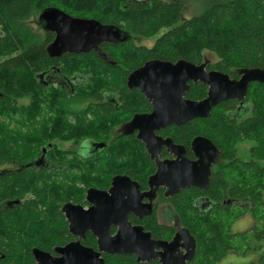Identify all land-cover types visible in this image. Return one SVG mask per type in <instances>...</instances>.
<instances>
[{
    "label": "trees",
    "instance_id": "obj_1",
    "mask_svg": "<svg viewBox=\"0 0 264 264\" xmlns=\"http://www.w3.org/2000/svg\"><path fill=\"white\" fill-rule=\"evenodd\" d=\"M184 1L0 0V165L24 164L56 137L73 143L84 137L109 141L92 158L75 155L74 163L81 166H77L69 188L44 182L34 173L0 172V203L12 202L10 207L0 205V264H33V247L53 253V247L70 242L72 237L59 207L69 199L80 201L87 186L108 183L111 174L117 172L144 183L153 170L142 143L134 136L118 135L109 140L117 124L110 122L109 114L87 120L89 109L84 101L88 95L103 88H119L130 101L135 100L137 110L145 109L148 103L143 95L137 89H128L125 81L129 72L153 58L198 64L208 51L217 59L210 61L207 69L232 77H238L237 68L264 66V0H196L199 9L188 18L183 14ZM49 6L115 26L129 37L122 43H102L103 56L91 50L50 58L44 48L53 33L45 32L40 37L29 24L30 17ZM154 36L150 47L134 42L135 37ZM105 58L115 64L105 62ZM51 63L57 66L59 75L67 79L80 75L87 78L86 83H73L76 93L70 96L61 87H44L37 74ZM206 92L205 84L190 83L186 97L202 99ZM245 101L250 109L241 120L232 118L236 100L229 99L214 106L207 118L192 119L161 132L187 147L194 135H203L220 150L208 189L186 188L174 197L182 225L196 240V255L189 264H216L229 251L245 254L264 246V83L252 82ZM42 107H55L57 116L38 122L35 117ZM66 107L82 117H76L70 125L59 115ZM123 116L127 117L125 113ZM246 140L252 145L249 158L243 159L237 145ZM27 193L32 197L26 199ZM199 195L216 202L214 207L199 211L194 203ZM244 201L251 203L247 209L254 225L249 230L232 231V222L247 212L237 205ZM145 229L155 235V230L162 228L153 225ZM81 242L97 248L92 235ZM102 257L105 264H138L133 254L103 253Z\"/></svg>",
    "mask_w": 264,
    "mask_h": 264
},
{
    "label": "water",
    "instance_id": "obj_2",
    "mask_svg": "<svg viewBox=\"0 0 264 264\" xmlns=\"http://www.w3.org/2000/svg\"><path fill=\"white\" fill-rule=\"evenodd\" d=\"M38 21L42 22L44 30L55 33L47 47L52 57L65 52L98 50L101 42H121L129 37L115 26L94 18L72 16L54 6L44 8L38 15ZM206 64V61L194 64L185 59L175 62L153 59L128 74L127 86L138 88L153 105L151 113L134 115L123 131L131 134L137 130V138L143 141L151 159L156 162L157 170L149 177L150 190L140 192L137 182L128 176L116 175L108 191L87 190L86 198L90 203L87 209L79 204L65 203L62 211L68 221V230L77 239L53 247L56 255L33 247L34 264H105L102 253L135 254L137 262L158 257L161 264H185L194 256L195 239L186 228L178 225L170 242L155 240L142 226L132 225L127 215L130 212L139 216L150 214L151 203H142V198L151 199L149 194L153 195L159 185L166 186L170 195L184 187L208 188L211 167L219 160V149L207 137L193 138L191 149L197 159L189 160L182 146L173 144L169 137L157 135V130L196 117L207 118L212 108L224 100L242 101L251 82L264 83V66L238 68L240 77L234 79L226 73L207 70ZM190 81L207 85L204 98H184ZM162 146H166L176 158L160 161ZM112 226L116 227L113 234ZM86 231L96 237V249L81 242ZM180 248L186 250L185 255L180 254Z\"/></svg>",
    "mask_w": 264,
    "mask_h": 264
},
{
    "label": "flooded vegetation",
    "instance_id": "obj_3",
    "mask_svg": "<svg viewBox=\"0 0 264 264\" xmlns=\"http://www.w3.org/2000/svg\"><path fill=\"white\" fill-rule=\"evenodd\" d=\"M39 23H41V25H42V22H39ZM42 28H43V25H42ZM44 31L45 32H52V31H46V30H44ZM52 33L54 36H53L52 40L45 45V48H44L45 53L50 58H59V57L65 55L67 53H72V52H65L58 57L50 56L49 52L47 50V47L53 41V39L55 37V33L54 32H52ZM104 42H101L98 45V50H95V49H91V50H94L97 53H100V55H102L103 51L101 50L100 45ZM110 43H112V42H110ZM115 43H122V42H115ZM83 53H87V52H83ZM153 59H158V58H153ZM153 59H148V60H153ZM148 60H146V61H148ZM159 60H162V59H159ZM164 61H168V60H164ZM203 61H206V63H207L206 69H207V65L210 61H207L205 59H203ZM203 61H201L200 63H202ZM105 62H111V64H115V61L110 60L109 58H105ZM170 62H173V61H170ZM200 63H198V64H200ZM51 64L52 65L50 67L45 68L44 70H42L40 73L37 74L39 81L43 84L44 87H47V88L53 87L52 90H54V88L61 87L64 91L70 92V94H69V96H70V95L76 93V91L73 89V83L80 81V80L85 81V83H86L87 78L82 77L80 75H72V77L69 79H67L66 77H64L62 75H59L57 66L53 63H51ZM143 64H141V65H143ZM237 69H236V73H237ZM207 70H213V69H207ZM237 75H238V77H232L230 75L229 76H230V78L238 79L240 77V75L238 73H237ZM190 83H197V82L190 81L189 85H190ZM250 84H249V86H250ZM125 85L127 86L126 81H125ZM127 88L128 89H137L143 95V98L148 103V106H146V108L143 110H137L134 106L135 100L130 101L131 99L121 89H119V88H117V89H105V88H103L94 94L88 95L89 98L84 101V103L87 106L86 108L89 109L86 111L85 117L87 118V120H93L96 118V116H98L100 114H109L110 115L109 119H111L110 122L111 123L117 122V124L114 125L113 132L111 133L109 140H112L115 136H118V135L134 136L137 140H139L142 143L144 150L146 151V153L148 155L149 161L152 163L153 170L146 175L144 183L143 182L141 183L138 179H134L132 176H130V174L125 173V172L113 173V174H111L108 183L101 181L98 183V185L87 186L84 190V193H83L84 195H83L82 199H80V201H74L72 199L63 201L61 203L59 209H60V211L64 217V220L66 222V228H67L68 232H69L68 221L65 217L64 212L62 211V206L65 203L70 202L72 204H79L84 209H87L90 206V203L86 198L87 197V190L89 188H96L99 190L108 191L109 188L111 187L112 178L114 176L125 175V176H128L132 181L137 182L139 184L140 192H147L150 190L149 177L151 175H153L157 170L156 162L154 159H151L150 154L146 150V147H145V144L143 143V141L137 138V133H138L137 130H135L131 134H124L123 131L125 130L126 123L129 122L133 118L134 115L151 113L153 110V105H152V101L149 100L138 88H136V87L129 88L128 86H127ZM207 89H208V87H207ZM248 89H249V87H248ZM187 92L185 93L184 98L185 99H191V98L186 97ZM245 98L242 101L237 100V99H232V100H236L235 109L231 111L232 118H234L236 120H241L245 114H248L250 106H249V103L247 101H245ZM191 100H196V99H191ZM197 100H200V99H197ZM227 100H229V99H227ZM224 101H226V100H224ZM130 104L132 105L133 109L130 108ZM42 108H43V110L41 112H39L38 114H36V117H35V119L38 122L44 123V121L49 120V118H51V116H54V117L57 116V112H56L55 107H53V108L52 107H42ZM128 111H131V112H128ZM123 113H125L127 117H124ZM59 115H60V117L62 116L63 118H65L66 121H68V123L70 125L76 120V117H82L81 114H79L78 116L74 115V111L69 107L68 108L67 107L62 108V110L59 111ZM196 118H204V117H196ZM196 118H193V119H196ZM185 122H187V121H185ZM185 122H183L181 124L166 125L164 128L157 130L156 134L160 135L164 138L165 137L171 138L168 135H163L161 132L163 130L171 127V126H179V125L184 124ZM196 136H203V135H194L191 138V140L188 144V147L185 144L175 142L172 138L171 139H172L173 144L180 145L184 148L185 157L187 159L196 160L197 158H196L193 150L191 149V142H192L193 138H195ZM108 142L109 141H104L102 139L101 140H94V139H91L90 137H84V138H81L77 143H73V140L66 139L65 137H62V138L56 137V138H54L53 141L47 142L46 145L42 146L40 149V154L37 155L34 159H32L28 162H25L24 164H21V165H17L14 162L2 164L0 166H4V167L0 168V172L8 171V170H14V171L18 170V171H22L25 173H27V172L34 173L44 182L46 181V182L54 183V184L58 183V185L61 186V188H64V189L66 187L69 188L73 184L74 174L76 173V171H78L77 166H79V167L81 166L80 164L76 165L74 163L75 155H77L81 159L92 158L93 156L99 154L106 147V144ZM52 146H54V147L51 148ZM220 156L221 155H219V160H220ZM175 158H176V155L173 153H170L166 146L161 147L160 156H159L160 161H163L166 159L173 160ZM219 160H218V162H219ZM217 163L213 164L212 167L214 165H216ZM212 167H211V175H212ZM141 174H144V172ZM141 174L137 177H140ZM84 185H85L84 183L80 184V188H83ZM209 185H210V183H209ZM191 187H195V188L200 189V190H207L208 189V188L202 189V188H199L196 186H190V187H184V188L180 189V191L178 193H174V194L170 195L167 193V187L166 186H164V185L157 186L155 193L153 195H152V193L149 194L152 197L151 199H149V197H143L142 198V203H151L150 214H144L142 216H139L138 214L130 212L127 215L129 222L132 225L142 226L144 231L149 232L151 237L155 240H163V241L170 242L178 230V228H177L178 225H180L182 228H186L184 225H182V223L179 219V216H178V214L174 208V202H175L174 197L179 195L184 189L191 188ZM30 197H32V196L29 193H27L25 196L26 199H28ZM224 202L225 201H223L222 203L220 202L219 204H223ZM194 203H195V207H197L199 209V211L204 212L207 210L208 207H210V208L214 207L216 202L211 200L207 195H199L198 197L195 198ZM250 204L251 203L249 201L237 203V205L241 209L250 208ZM0 205L4 206V207H10L12 205V202H3V203H0ZM244 216H249L250 218L253 219V217L250 213V210L247 209V212H245L243 215H241L237 219H235L232 222V224L235 221L243 218ZM153 225H157L160 228H162V229H156L155 235H152V232L150 230L145 229V226L151 227ZM113 228H114V230H112ZM115 232H116V227L112 226L111 233L113 234ZM69 234L72 237L71 241L77 239V237L74 236L73 234H71L70 232H69ZM89 235H92V233L90 231H86L85 237L82 238L81 241L85 240L87 237H89ZM92 236H94V235H92ZM94 238L96 239L95 236H94ZM195 243H196V240H195ZM180 250H181L180 254H182V255L186 254L185 249L180 248ZM249 251H251V250H249ZM249 251H247L244 255H242L240 253V257L244 258L245 255H247ZM230 252L231 251L227 252L219 261L216 262V264H224L225 262H222L223 260H225V261L228 260V261L232 262L233 260H229V259L230 258L233 259L234 256H229ZM105 254H111V253H105ZM112 254H115V253H112ZM117 254H124V253H117ZM262 254H264V250H262L260 252L256 262L255 261H249L247 264H250L251 262H255V263L260 262L261 259H264V256L263 257L261 256ZM52 255H56L54 251H53ZM133 255H135V254H133ZM195 255H196V249H195L194 256L190 260H186L185 264H189V262H191L194 259ZM1 257H3V255L0 254V258ZM135 260H136V255H135ZM152 261H155L158 264H161L160 259L158 257L152 258L149 261H143V262H137L136 261V262L138 264H149ZM34 263H35V260H34L33 264ZM239 263H241V262H239ZM259 264H264V261H262Z\"/></svg>",
    "mask_w": 264,
    "mask_h": 264
},
{
    "label": "rangeland",
    "instance_id": "obj_4",
    "mask_svg": "<svg viewBox=\"0 0 264 264\" xmlns=\"http://www.w3.org/2000/svg\"><path fill=\"white\" fill-rule=\"evenodd\" d=\"M166 1H169V0H166ZM183 7H184V12H183L184 17H187V18L190 17L191 15H193L199 9V6L196 5V0H185L184 3H183ZM29 24L31 25L32 29L40 37L44 36L45 31L42 28L41 23H39V21H38V14L33 15L32 17H30ZM155 38H156V36L149 37V38L135 37L134 38V42H135V44H138V45H144L146 47H150L154 43ZM204 59L207 60V61H214V60L217 59V57L212 52L204 51ZM24 101L25 100H23V102ZM251 145H252V142L251 141H247V140L243 141V142H241V143H239L237 145L238 150H239V155L243 159H248L249 158L248 148ZM1 167H4V166H0V168ZM56 184L58 185V183H56ZM253 224H254V220L252 218H250L249 216H244L243 218L235 221L231 225V230L232 231L249 230L252 227ZM262 249H264V246H262ZM262 249L256 248L254 250H251V251L248 252L247 255H245L244 258L240 257V253L231 251L229 253V256H234V257H233V259L230 258L229 260H233V261L231 262V261H228V260L227 261L223 260L222 262H225L224 264H247L249 261H255L256 262L260 252L262 251ZM242 255H244V254H242ZM239 262H241V263H239Z\"/></svg>",
    "mask_w": 264,
    "mask_h": 264
}]
</instances>
